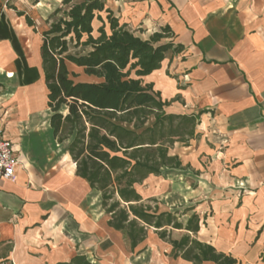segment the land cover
<instances>
[{
  "label": "crops",
  "instance_id": "obj_1",
  "mask_svg": "<svg viewBox=\"0 0 264 264\" xmlns=\"http://www.w3.org/2000/svg\"><path fill=\"white\" fill-rule=\"evenodd\" d=\"M13 1L0 6V120L18 164L13 179L0 178V264L75 254L92 264H191L153 230L131 249L108 224L100 192L75 175L68 142L49 124L38 46L61 0ZM104 1L143 39L169 29L181 51L142 79L174 99L166 111L200 113L198 138L170 149L183 167L163 168L166 188L146 198L188 209L183 223L197 214L194 237L236 264H264V0Z\"/></svg>",
  "mask_w": 264,
  "mask_h": 264
},
{
  "label": "trees",
  "instance_id": "obj_2",
  "mask_svg": "<svg viewBox=\"0 0 264 264\" xmlns=\"http://www.w3.org/2000/svg\"><path fill=\"white\" fill-rule=\"evenodd\" d=\"M25 21L32 25L28 16ZM45 23L38 49L52 135L59 144L68 142L75 175L100 192L108 224L126 235L131 249L152 229L171 245L174 257L191 264H236L232 256L194 237L197 214L183 223L179 217L188 209H160L155 198H143L139 190L163 168L183 167L170 149L199 135L200 113L166 111L174 99L163 100L153 84L142 79L158 69L168 53L181 51V45L169 39V29L143 39L120 23L104 0H61ZM68 64L92 80H78L79 73L69 71ZM174 231L180 232L177 238ZM55 264L92 263L75 254Z\"/></svg>",
  "mask_w": 264,
  "mask_h": 264
},
{
  "label": "rangeland",
  "instance_id": "obj_3",
  "mask_svg": "<svg viewBox=\"0 0 264 264\" xmlns=\"http://www.w3.org/2000/svg\"><path fill=\"white\" fill-rule=\"evenodd\" d=\"M15 1H11V0H0V6L3 5V4H11V3H14ZM17 3V2H15ZM31 1L29 0L28 1V4H30ZM18 5V4H17ZM97 25V22H95V26ZM68 69L69 71H75V72H78L79 75L77 77L78 80H86V81H89V80H92L91 77H87L86 75H84L81 71V68H77V67H74L73 65H70L68 64ZM193 173L195 172L194 170H192ZM163 175L159 174L157 176H149L140 186H139V190L142 194V196L144 198L148 197L151 195V193H153V191H155V189H160L161 191H163L166 186L165 184L163 183ZM160 209H165L162 205H160ZM172 212H183L184 211V207H178L177 209H172L171 210ZM184 217V216H183ZM186 217V216H185ZM180 219H182L180 217ZM152 231V229H149ZM172 236L173 237H178L179 236V232L177 231H174L172 233Z\"/></svg>",
  "mask_w": 264,
  "mask_h": 264
},
{
  "label": "built area",
  "instance_id": "obj_4",
  "mask_svg": "<svg viewBox=\"0 0 264 264\" xmlns=\"http://www.w3.org/2000/svg\"><path fill=\"white\" fill-rule=\"evenodd\" d=\"M18 164L13 143L4 136L0 120V178L13 179Z\"/></svg>",
  "mask_w": 264,
  "mask_h": 264
}]
</instances>
